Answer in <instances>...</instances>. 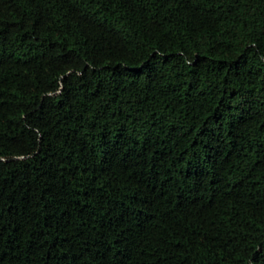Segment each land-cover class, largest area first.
Masks as SVG:
<instances>
[{
    "label": "trees",
    "instance_id": "1",
    "mask_svg": "<svg viewBox=\"0 0 264 264\" xmlns=\"http://www.w3.org/2000/svg\"><path fill=\"white\" fill-rule=\"evenodd\" d=\"M0 264H264V0H0Z\"/></svg>",
    "mask_w": 264,
    "mask_h": 264
}]
</instances>
